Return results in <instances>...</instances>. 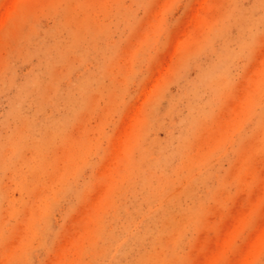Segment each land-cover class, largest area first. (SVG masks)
Instances as JSON below:
<instances>
[{
    "label": "rangeland",
    "instance_id": "rangeland-1",
    "mask_svg": "<svg viewBox=\"0 0 264 264\" xmlns=\"http://www.w3.org/2000/svg\"><path fill=\"white\" fill-rule=\"evenodd\" d=\"M0 264H264V0H0Z\"/></svg>",
    "mask_w": 264,
    "mask_h": 264
}]
</instances>
